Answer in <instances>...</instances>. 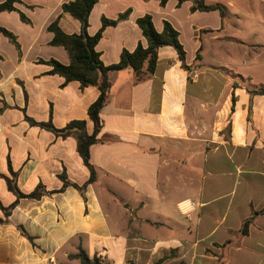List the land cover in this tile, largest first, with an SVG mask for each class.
Instances as JSON below:
<instances>
[{"label": "crops", "instance_id": "obj_1", "mask_svg": "<svg viewBox=\"0 0 264 264\" xmlns=\"http://www.w3.org/2000/svg\"><path fill=\"white\" fill-rule=\"evenodd\" d=\"M72 1L21 0L16 9L29 23L18 12L0 13V27L21 50L19 58L0 34V204L15 201L4 180L11 171L22 193L37 186L49 193L20 199L8 218L0 210L7 221L0 223V264H78L70 257L78 248L100 264H220L219 258L223 264H264V214L238 236L241 225H225L221 213L244 206L245 220L264 208V95L249 94L264 89V0H204L221 6L222 14L193 12L191 2L176 0L95 4L89 36L102 18L129 13L105 28L96 45L105 67L117 64L123 50L147 47L136 25L146 15L156 32L164 22L178 32L185 59L182 64L165 46L149 76L137 80L129 68L106 74L99 143L89 149L96 181L86 188L85 202L73 188L59 192L63 172L78 186L89 179L75 138L56 137L24 119L51 120L57 129L79 120L92 132L87 111L98 88L63 85L41 63L69 65L67 52L49 45L47 27L58 20L63 33L79 34L80 23L61 9ZM202 40L209 42L207 53L222 54L205 59ZM240 175L243 188L230 187Z\"/></svg>", "mask_w": 264, "mask_h": 264}, {"label": "trees", "instance_id": "obj_2", "mask_svg": "<svg viewBox=\"0 0 264 264\" xmlns=\"http://www.w3.org/2000/svg\"><path fill=\"white\" fill-rule=\"evenodd\" d=\"M99 0H73L62 5V12L68 14L80 23L79 34L67 35L59 28L58 20L54 21L47 27V31L52 33L53 37L50 46L62 47L68 54L70 63L69 65H63L55 60L47 62L41 61L45 65L50 67L48 75H58L64 79L63 85H67L70 82H78L81 88L95 86L99 90V96L97 100L89 107L87 111L88 119L92 124V132L88 134L86 131V124L84 121L74 120L69 122L65 127L57 129L55 128L51 120L47 122H36L24 114L25 121L31 127H36L41 130L51 132L56 137L62 139L68 137H74L76 140V152L81 158L82 163L89 173V179L81 186L70 182L63 172L58 178L62 182V188L59 192L64 191L66 188L75 189L83 201H86L85 193L88 185L96 181L95 168L90 164L89 149L92 145L99 143L97 136L100 132V118L99 114L101 109L106 103L110 85L106 80V74L110 71H118L123 69H131L137 80L142 79L144 76H149L154 72L157 61V50L161 47H172L178 55L180 62L183 64L185 59L184 50L178 40V32H176L172 26L164 22L162 32H156L152 18L148 15L138 18L136 25L141 30L142 36L146 40L147 47L143 48L141 44H138L133 52L123 50L120 54L119 62L115 65L105 67L100 61V55L96 52L95 48L100 39L102 38L103 31L107 27L116 26L119 22L127 19L129 13L120 14L116 20H108L106 18L101 19V28L93 36H89L87 33L88 18L89 15ZM160 5H165L169 0H157ZM178 4L183 2H191V11H219L222 14L223 8L219 5L208 6L204 3V0H176ZM21 0H4L0 3V13L3 12H18L16 4H20ZM20 20L23 23H29L28 19L18 12ZM0 34L3 35L10 44L14 46L17 51L18 57H21L20 46L16 37L8 30L0 27ZM146 64V68H145ZM185 67V66H184ZM233 87H236L235 84ZM249 94L264 95V89H258L250 91ZM235 98L232 97L231 111L234 109ZM25 113V112H24ZM229 126L227 130L229 131ZM11 171V170H10ZM11 178H4L6 186L9 192H11L15 201L8 207H3L0 204V210L5 218H8L11 211L15 208L20 199H32L39 200L47 193L43 187L37 186L36 189L29 193H22L16 184V174L10 172ZM264 214V208L259 211H254L252 216L242 221L240 229L237 232L238 236H245L247 234L248 227L251 225L256 216ZM0 223H7L0 219ZM21 234L32 241L30 237L26 235L21 227H18ZM71 258L77 259L81 264H100L96 257L91 260L87 254L78 248V252ZM220 264H223L221 258H219ZM159 263V262H158Z\"/></svg>", "mask_w": 264, "mask_h": 264}, {"label": "rangeland", "instance_id": "obj_3", "mask_svg": "<svg viewBox=\"0 0 264 264\" xmlns=\"http://www.w3.org/2000/svg\"><path fill=\"white\" fill-rule=\"evenodd\" d=\"M202 42L204 43V48H203V54L202 56L205 57V59L207 60H214L215 57H217V55H221L220 53L218 54H213L214 56L211 55L210 52L207 53V47L209 46V42L202 40ZM208 43V46H207ZM50 48V47H49ZM53 48V47H51ZM54 49V48H53ZM225 56V55H222ZM226 58V57H225ZM0 108H1V104H0ZM3 110H0V115H2ZM241 178L237 177V180H234L233 178L230 179V183L229 186L233 187V185L237 186L238 189L243 188L244 186V180H243V175H240ZM247 212V208H245L244 206H231L228 209L227 208H222L221 209V213L224 214L226 213V224L229 227H236L238 228L239 225H241V221H243L244 216ZM78 262H80L78 260ZM74 264V263H73ZM76 264V263H75ZM81 264V263H78Z\"/></svg>", "mask_w": 264, "mask_h": 264}]
</instances>
